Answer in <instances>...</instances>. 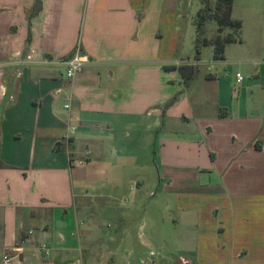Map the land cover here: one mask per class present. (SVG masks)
<instances>
[{"label": "crops", "instance_id": "obj_1", "mask_svg": "<svg viewBox=\"0 0 264 264\" xmlns=\"http://www.w3.org/2000/svg\"><path fill=\"white\" fill-rule=\"evenodd\" d=\"M184 1L0 0V264L31 232L51 257L23 264L160 256L133 226L157 229L141 211L152 172L179 214L220 221L195 264H264V62L241 85L202 76ZM78 50L92 64L69 81L59 63Z\"/></svg>", "mask_w": 264, "mask_h": 264}, {"label": "rangeland", "instance_id": "obj_2", "mask_svg": "<svg viewBox=\"0 0 264 264\" xmlns=\"http://www.w3.org/2000/svg\"><path fill=\"white\" fill-rule=\"evenodd\" d=\"M212 3L216 6L217 0H212ZM201 9L203 6L199 0L184 1V25L189 32V41L194 38L195 33L193 19ZM232 17L234 20L243 23L241 34L243 44L228 46V57L232 62L230 65L223 66H221L220 61L214 60V47L212 45L204 47L199 55V73L202 76L209 72L219 73L223 78H230L236 77L239 72L246 82H253L254 75L260 72L261 67L259 65L264 62V0H234ZM207 30V37L213 40L218 35L217 21H210ZM227 33L228 30L223 35L225 36ZM194 53L197 56L196 51ZM200 81L203 82V79ZM150 174L152 180L147 185L149 195L145 199L141 211L143 212V209L150 210L149 214L150 212L153 214L157 229L150 228L151 222L148 219L146 221L139 214L138 219L133 222L137 238L140 234L147 235L151 232L150 234L154 237L152 243L154 249L160 254L153 260L157 259L160 264H195L193 254L199 244V234H211L205 231L204 225L206 229H210V225L220 226V221L210 220L208 223L198 224L196 216L192 219V215L179 214L175 210V197L159 191L157 172ZM136 175L137 177L141 176V174ZM189 202L190 200L187 198L183 200L185 204ZM167 206H169L170 211L163 215Z\"/></svg>", "mask_w": 264, "mask_h": 264}, {"label": "trees", "instance_id": "obj_3", "mask_svg": "<svg viewBox=\"0 0 264 264\" xmlns=\"http://www.w3.org/2000/svg\"><path fill=\"white\" fill-rule=\"evenodd\" d=\"M199 1L203 9L198 11L194 17V25L197 33L195 40L197 58H199L204 47L212 45L214 47V60L222 61L228 45L243 44L241 36L243 23L239 20H234L232 17L234 0H217L216 6L213 5L212 0ZM40 11L41 4L37 3L34 7L33 16L37 15ZM212 20H216L218 23V35L213 40H210L207 37V25ZM227 30L228 33L224 36L223 34ZM180 70L187 84L197 75L196 69L188 72L186 68L182 67ZM173 102L168 106H171Z\"/></svg>", "mask_w": 264, "mask_h": 264}, {"label": "built area", "instance_id": "obj_4", "mask_svg": "<svg viewBox=\"0 0 264 264\" xmlns=\"http://www.w3.org/2000/svg\"><path fill=\"white\" fill-rule=\"evenodd\" d=\"M34 57L32 54L28 55L26 59L23 61L25 63H32L34 61ZM59 64H63L66 67V78L69 81H73L75 77L82 73L86 67L92 64L91 57L82 52L81 50L76 51L74 56L70 58L68 61L60 62ZM237 84L241 85L244 82V77L242 74L236 75ZM63 90H57L56 95L62 94ZM69 108V106H66ZM87 156H90V153H86ZM79 165H84V162H79ZM33 233H29L27 238L21 239L17 244L10 247L3 256L4 264H23L26 260V253L28 249L31 251L32 256L41 258L42 260H48L51 257V248L47 243H38L32 237ZM151 258L155 256V253H151ZM149 258L148 260L142 261L141 264H155L153 258ZM73 264H84L82 259H78Z\"/></svg>", "mask_w": 264, "mask_h": 264}]
</instances>
